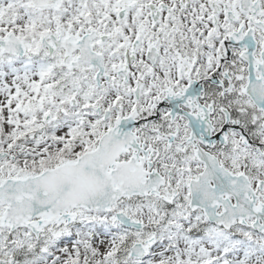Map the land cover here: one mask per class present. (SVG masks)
I'll list each match as a JSON object with an SVG mask.
<instances>
[{
  "label": "flooded vegetation",
  "instance_id": "obj_1",
  "mask_svg": "<svg viewBox=\"0 0 264 264\" xmlns=\"http://www.w3.org/2000/svg\"><path fill=\"white\" fill-rule=\"evenodd\" d=\"M23 1L26 4L19 6L27 8V32H13L25 43L26 59L39 55L47 57L43 62L59 59L58 64H47L57 82L51 87L42 83L31 93L44 96L50 89L57 100L68 86L65 72L80 68L93 72L89 87L105 94L82 109L95 118H104L106 109L115 116L136 110L140 153L167 175L161 190L167 203L180 194L170 184L176 177L174 167L180 170L186 164L189 179L202 170L195 154L199 145L225 163V145L218 138L205 146L206 132L219 137L227 126L229 138L231 127L241 124L253 140V149L261 151L253 117L245 122L229 106L227 122L225 108L235 87L247 81L250 62L264 68V0H57L46 5ZM28 39L34 41L35 53ZM79 95L68 99L72 109L78 106ZM169 103L177 106L175 114ZM59 112L70 111L66 106L57 109L53 118H59ZM56 247L59 253L48 251V258L43 256L39 264H100L90 255V247L83 259L64 245ZM47 250L45 246L43 255ZM23 257L12 256L6 264H24Z\"/></svg>",
  "mask_w": 264,
  "mask_h": 264
},
{
  "label": "rangeland",
  "instance_id": "obj_2",
  "mask_svg": "<svg viewBox=\"0 0 264 264\" xmlns=\"http://www.w3.org/2000/svg\"><path fill=\"white\" fill-rule=\"evenodd\" d=\"M26 4L23 0H0V37L13 30L27 32ZM33 46L31 39L26 40ZM32 43V44H31ZM36 48L33 46L32 52ZM40 58V59H39ZM27 59L35 65L29 68L26 58H13L0 50V151L8 152L0 157V182L7 177L25 176L37 173L45 166L52 167L66 159H75L79 154L91 148L98 136L110 125V121L102 117H91L83 110L92 105L93 101L105 94L92 90L89 85L94 83L93 72L80 68L74 72H65L67 85L60 98H54L51 90L45 95L32 94L31 91L42 83L51 87L58 78L51 76V66L58 64L59 59L39 55ZM88 79V80H85ZM110 90V89H109ZM238 90H240L238 88ZM80 93L78 106H68V99L74 93ZM112 92V91H111ZM237 96L232 101L243 113L254 114V106L249 99ZM56 95V94H55ZM67 98V101L64 98ZM122 99V96H119ZM64 101V103H63ZM63 104H61V103ZM66 106L69 114L60 113L57 120L46 123L45 114L51 110L57 115ZM260 113H258V116ZM86 124V125H85ZM79 125L78 127H76ZM74 132L71 129L75 128ZM257 131L264 140V131L259 120ZM224 156L231 159L230 168L235 171L249 168L256 184L264 178V156L247 148L240 141L237 133L231 137L230 145ZM182 164V172L175 171V185L180 195L171 204H166L155 197L133 198L116 206L133 216L146 221L154 227V239L147 244L146 261L134 260L138 264H264V232L251 226L236 225L228 230L234 236L222 231L220 225L207 219L204 212L188 207L189 195L185 171L189 170ZM79 231H64L62 235L52 231L36 238L27 229L0 232V264H4L12 256H24V264H38L44 257L41 252L43 245L54 253H59L57 243H63L66 251L77 254L81 259L85 251L83 242L89 241L94 249V261L107 263L109 258L121 260L128 256L127 250L111 256L117 241L126 238L143 240L153 235L150 230H127L118 223L113 213L80 212L78 222L73 227ZM55 230V229H54ZM72 235H76L72 238ZM85 240H79L82 237ZM131 241V243H132ZM8 242V243H7ZM50 242V243H47ZM112 248V249H111ZM26 255V256H25ZM84 256V255H83ZM64 260H66L64 258ZM68 261V259H67Z\"/></svg>",
  "mask_w": 264,
  "mask_h": 264
},
{
  "label": "water",
  "instance_id": "obj_3",
  "mask_svg": "<svg viewBox=\"0 0 264 264\" xmlns=\"http://www.w3.org/2000/svg\"><path fill=\"white\" fill-rule=\"evenodd\" d=\"M56 1L33 0L39 5ZM0 43L7 51L19 55L25 52L22 41L13 33L0 40ZM101 73L102 70L99 74ZM250 76L253 77V72ZM246 92L264 111V96L255 97L251 84ZM135 115L136 112L118 118L109 131L102 135L97 148L85 152L75 161L68 160L24 178H6L0 184V205L6 206L4 215L0 217V224L9 225L13 229L27 226L39 233L49 224L72 221L76 217V213L72 211L74 208L108 210L121 197L157 193L162 178L156 171H146L143 168V158L139 160L136 149L139 150L140 147L132 131L136 123ZM129 147L135 150L131 159L118 160L120 154ZM202 159L206 161L205 158ZM206 163L200 177L191 182V205L203 207L210 219L222 222L227 228L237 218L241 223H246V218L255 217L253 226L264 231V194L263 200L256 203L258 195L245 174H231L216 164ZM147 173L149 176H146ZM211 180L214 185H211ZM260 186L264 188V181ZM224 194L226 197L222 196ZM230 195H234L235 203L231 202ZM220 204L223 210L217 213ZM118 217L125 225L138 228L143 225L124 212H118Z\"/></svg>",
  "mask_w": 264,
  "mask_h": 264
}]
</instances>
